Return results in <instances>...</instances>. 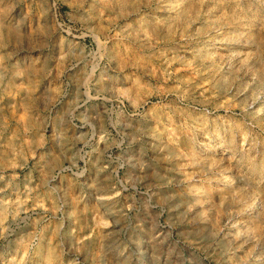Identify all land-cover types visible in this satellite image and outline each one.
<instances>
[{"label": "rangeland", "instance_id": "obj_1", "mask_svg": "<svg viewBox=\"0 0 264 264\" xmlns=\"http://www.w3.org/2000/svg\"><path fill=\"white\" fill-rule=\"evenodd\" d=\"M233 13L236 0H22L6 14L0 201L41 221L45 244L60 245L50 264H151L137 249L172 264H244L253 245L236 233L264 237V182L247 166L264 161V85L209 56L218 24L246 35L247 17ZM78 97L86 102L73 107ZM15 248L0 244V264L19 260Z\"/></svg>", "mask_w": 264, "mask_h": 264}, {"label": "clouds", "instance_id": "obj_2", "mask_svg": "<svg viewBox=\"0 0 264 264\" xmlns=\"http://www.w3.org/2000/svg\"><path fill=\"white\" fill-rule=\"evenodd\" d=\"M22 0H0V27H2V22L6 19V14L10 12L11 8L14 6H18ZM47 0H32L33 4H40L43 7V4L46 3ZM87 2V0H82V3ZM100 3H106L108 0H99ZM111 2L120 3V0H111ZM237 2V11L239 15L233 13V16L237 19L242 17H247V23L241 25V31L246 30V35L242 40V43H247L254 47V51L252 48L246 49L248 51V57L241 62V66L245 67L248 62V58H255L259 67L256 68V76L254 79H260L261 84L264 85V0H247L249 5V9L247 12H244L242 9H239V0ZM255 9V11H253ZM39 31V29H37ZM241 54L245 51V49H241ZM47 61L48 58H45ZM82 95H87V93H83ZM86 101L80 99L79 97L72 101V106L76 107L85 103ZM247 166L250 171L258 177L262 182H264V161L257 163L253 160L247 161ZM3 177L0 176V180ZM244 188L242 192L249 198L254 199L256 196L255 192V184L253 176L245 174L241 177ZM250 190V191H249ZM2 191V190H0ZM70 195V193H69ZM98 199L104 200L109 199V197H98ZM9 202L0 201V206H2V211H0V244H8L9 246L15 244L16 254L19 257V260L14 259L12 264H22L23 254L28 251L34 252L38 255L42 260L45 261V264H50L53 254L56 252V249L60 247L59 244L55 246L52 244L51 239L47 240V244H45L46 237L44 236V230L41 227V221H32L30 218L26 219V214L29 211L26 208H23L20 201H16L17 205H21L19 207H12L9 209ZM25 213V216H22L21 213ZM9 216H11V222H9ZM119 223V221H117ZM35 228V231H32V228ZM25 229H28L25 232ZM19 233L18 235H16ZM16 235V239L13 240L12 237ZM163 235V233H161ZM264 237H260L257 235V231L254 229H248L247 231H238L234 237L235 241H240L243 239L244 244H252L253 247L250 249L249 253L243 258L244 264H247V260L249 258H253L256 261H259L260 264H264V256H253L255 252V248L259 244V240ZM153 241L159 240V237L156 235L152 236ZM165 239H168L165 236ZM160 243H163L161 241ZM153 247L158 249V245L155 243ZM126 250V249H125ZM175 251V249H173ZM137 252L141 255H144L147 252L149 260L151 264H172V256L169 255L167 258L163 255V253L152 250H144L137 249ZM2 261V258H0ZM69 264H80L79 261H69Z\"/></svg>", "mask_w": 264, "mask_h": 264}, {"label": "bare ground", "instance_id": "obj_3", "mask_svg": "<svg viewBox=\"0 0 264 264\" xmlns=\"http://www.w3.org/2000/svg\"><path fill=\"white\" fill-rule=\"evenodd\" d=\"M157 1V0H156ZM168 1V0H167ZM176 1V0H175ZM205 2H206V0H204ZM200 2H201V0H200ZM207 2H208V0H207ZM217 3H218V1H216ZM204 3V2H203ZM222 3V2H221ZM225 3V2H224ZM202 4V3H201ZM107 5V4H106ZM175 5V4H174ZM176 6V5H175ZM174 6V7H175ZM201 6H203V5H201ZM104 8V7H103ZM106 8V7H105ZM164 8H165V10H163V11H165L166 12V10L167 9H171V8H173V4H169V3H167L166 5H164ZM178 8V7H177ZM215 8V7H214ZM160 10H162V9H160ZM208 10H210V9H208ZM217 10V9H216ZM168 11V10H167ZM223 11V10H222ZM172 12V11H171ZM201 12V11H200ZM213 12H215V11H213ZM174 13V12H173ZM176 13V12H175ZM209 13V12H208ZM216 13V12H215ZM218 13V12H217ZM225 14V13H224ZM192 15V14H191ZM197 16V15H196ZM201 16V15H200ZM207 16V15H206ZM211 16V15H210ZM212 16H214V15H212ZM224 16V15H223ZM226 16V15H225ZM228 17V16H227ZM170 18H171V16H170ZM200 18V17H199ZM208 18V17H207ZM174 19V18H173ZM194 19V18H193ZM211 19V18H210ZM213 19V18H212ZM218 19V18H217ZM181 20H183V19H181ZM172 21V20H171ZM178 21H179V19H178ZM177 21V22H178ZM189 21H190V19H189ZM199 21V20H198ZM209 21V20H208ZM208 21H206V22H208ZM218 21V20H217ZM237 21V20H236ZM157 22V21H156ZM194 22V21H193ZM214 22V21H213ZM182 22H180V24H181ZM184 23V22H183ZM201 23V22H200ZM212 23V22H211ZM215 23V22H214ZM154 24H156V23H154ZM191 24V23H190ZM213 24V23H212ZM233 24V23H232ZM160 25V24H159ZM217 25V24H216ZM229 26H230V24H228ZM154 26V25H153ZM174 26V25H173ZM186 26H187V24H186ZM204 26V25H203ZM240 26V25H239ZM170 27V26H169ZM172 28V27H171ZM178 28V27H177ZM188 28V27H187ZM187 28H186V30H187ZM191 28V27H190ZM231 28V27H230ZM163 29V28H162ZM209 29V28H208ZM226 29L227 28H225V25L224 24H218L217 25V29L216 30H214V31H212L210 34H212L213 35V38H214V40H215V46H216V48L213 50V51H210L209 52V56H211V60H212V62H214V63H217L215 60H214V58H218V60H220L221 61V65H225L226 63H228V61H233V64L235 65V67L237 66V68L239 67H241V68H245L246 70H247V74L250 72V73H253L254 75L256 74V68L258 67L257 65H256V63L254 62V60H255V58H248V62H247V65L245 66V67H242L241 66V62L245 59V57H248V51L246 50V49H248V48H250V46L249 45H247V44H244V45H241L242 44V40L244 39V37H245V35L243 34L242 36H235V34H233V33H231V32H227L226 31ZM168 30V29H167ZM196 30H197V28H196ZM160 31H162V30H160ZM165 31V30H164ZM172 32V31H171ZM204 32V31H203ZM155 33V32H154ZM190 33V32H189ZM197 33V32H196ZM196 33H194L195 35H197ZM201 33V32H200ZM177 34V33H176ZM175 34V35H176ZM180 34V33H179ZM199 34V33H198ZM171 35V34H170ZM189 35V34H188ZM187 35V36H188ZM202 35V34H201ZM166 36V35H165ZM169 36V35H168ZM183 36V35H182ZM179 38H181V37H179ZM178 38V39H179ZM189 38V37H188ZM190 38H192V37H190ZM195 39V38H194ZM184 40V39H183ZM212 41V40H211ZM199 42V41H198ZM238 42H241V46H238L237 44H238ZM196 43V42H195ZM143 44V43H142ZM210 44H212V43H210ZM192 46V45H191ZM214 46V47H215ZM211 48H213V47H211ZM241 49H245V51L243 52V54H241ZM184 51H186V49H184ZM194 51V50H193ZM185 53V52H184ZM191 56V55H190ZM214 57V58H213ZM199 59V58H198ZM181 61V60H180ZM203 61V60H202ZM230 61V62H231ZM175 62V61H174ZM206 62H207V60H206ZM219 63V62H218ZM183 64V63H182ZM188 64H189V62H188ZM171 65V64H170ZM192 65V64H191ZM227 65V64H226ZM216 67H217V65H216ZM190 68H192V67H190ZM200 68V67H199ZM229 68V67H228ZM231 68V67H230ZM209 69H210V67H209ZM215 69V68H214ZM213 69V70H214ZM234 69V68H233ZM212 70V71H213ZM229 70V69H228ZM241 70V69H240ZM207 71V70H206ZM211 71V70H210ZM225 71V70H224ZM238 71V70H237ZM200 73V72H199ZM240 73V72H239ZM249 73V74H250ZM196 74V73H195ZM227 74H228V72H227ZM246 74V73H245ZM244 74V75H245ZM242 75V74H241ZM240 75V76H241ZM218 77V76H217ZM242 77V76H241ZM244 77V76H243ZM248 77V76H247ZM206 78V77H205ZM249 78V77H248ZM213 79V78H212ZM245 79V78H244ZM226 81V80H225ZM229 81V80H228ZM249 81V80H248ZM256 81V80H255ZM219 82V81H218ZM257 82V81H256ZM238 83V82H237ZM241 83V82H240ZM247 83V82H246ZM216 84H218L219 85V83H216ZM239 84V83H238ZM208 85H209V83H208ZM241 85V84H240ZM238 86V85H237ZM246 86V85H245ZM232 87H233V85H232ZM235 87H236V85H235ZM250 87V86H249ZM248 87V88H249ZM212 89V88H211ZM241 90H242V88H240ZM239 89V90H240ZM229 90H231V89H229ZM238 90V89H237ZM248 90V89H247ZM247 90H246V92H247ZM251 90V89H250ZM212 92H215V91H212ZM243 93V92H242ZM250 93V92H249ZM233 94V93H232ZM239 94V93H238ZM251 94V93H250ZM241 95V94H240ZM233 96V95H232ZM236 97V96H235ZM245 97H247V96H245ZM258 98V97H257ZM250 99V98H249ZM240 100V99H239ZM250 101V100H249ZM248 101V102H249ZM253 102H256V101H254L253 100ZM263 102H264V100H263ZM261 104H262V102H261ZM255 108V107H254ZM250 111V110H249ZM258 114V113H257ZM256 114V115H257ZM255 118V117H254ZM169 131V130H168ZM170 133H172L171 131H170ZM172 148H174V147H172ZM174 150H176V149H174ZM202 155V154H201ZM173 158V157H172ZM178 159V158H177ZM175 160V159H174ZM186 174V173H185ZM187 177V176H186ZM185 177V178H186ZM196 177V176H195ZM201 194V193H200ZM199 199V198H198ZM106 202V201H105ZM198 203H199V201H198Z\"/></svg>", "mask_w": 264, "mask_h": 264}]
</instances>
